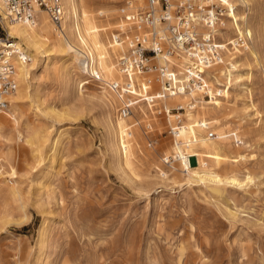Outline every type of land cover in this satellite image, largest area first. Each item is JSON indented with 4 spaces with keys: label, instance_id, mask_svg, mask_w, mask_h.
I'll use <instances>...</instances> for the list:
<instances>
[{
    "label": "rangeland",
    "instance_id": "rangeland-1",
    "mask_svg": "<svg viewBox=\"0 0 264 264\" xmlns=\"http://www.w3.org/2000/svg\"><path fill=\"white\" fill-rule=\"evenodd\" d=\"M131 1L80 5L110 47L120 27L137 23L124 15ZM232 1L236 10L224 19L239 17L251 39L244 50L223 48L224 64L207 77L209 101L190 99L178 128L195 132L188 165L197 178L168 166L172 116L141 106L120 118L115 101L107 120L110 89L96 51L87 64L58 48L41 55L24 46V96L0 113V264H264V0H246L245 9ZM232 29L220 32L223 45L242 35ZM227 57L241 79L224 84L215 69L228 72ZM129 118L122 146L114 123ZM204 172L243 184L216 189Z\"/></svg>",
    "mask_w": 264,
    "mask_h": 264
},
{
    "label": "built area",
    "instance_id": "built-area-1",
    "mask_svg": "<svg viewBox=\"0 0 264 264\" xmlns=\"http://www.w3.org/2000/svg\"><path fill=\"white\" fill-rule=\"evenodd\" d=\"M10 22H32L35 10L47 14L50 22L60 26L63 17L61 0H0ZM145 7L138 9L135 20L142 32L136 28L116 32V37L129 47L126 57L119 59L121 73L127 78L123 85L116 83L109 87L118 97L116 114L120 118L131 117L139 107H143L155 118L173 117V127L167 131L171 137L178 132L184 122L185 108L166 109L162 100L188 90L202 91V98L209 101L206 93L207 82L205 71L222 66L223 48L225 52L244 50L248 38L245 34L222 44L219 34L223 31L222 20L235 11L232 0H143ZM206 27L202 32L199 23ZM214 27V29H213ZM0 32V110L8 107L7 98L15 90L14 49L2 28ZM6 46V47H5ZM182 53L177 56V53ZM164 56L165 63L158 65L156 59ZM20 57V56H19ZM169 58V60H167ZM177 58L178 64L172 61ZM180 59H184L181 63ZM151 75L161 86L160 91L153 93L140 84L132 82V76ZM107 87V88H108ZM141 90L143 95L137 94ZM114 93V94H115ZM209 131V130H208ZM208 139H214L215 133L209 131ZM149 145H152L150 142ZM1 180V178H0Z\"/></svg>",
    "mask_w": 264,
    "mask_h": 264
},
{
    "label": "bare ground",
    "instance_id": "bare-ground-1",
    "mask_svg": "<svg viewBox=\"0 0 264 264\" xmlns=\"http://www.w3.org/2000/svg\"><path fill=\"white\" fill-rule=\"evenodd\" d=\"M239 1L241 3V8L245 9L246 5H248L246 0ZM61 4L63 9V17L60 26H56L52 22H50L47 14L40 10H35L34 19L32 22H10L6 16L5 8L2 2L0 1V22L3 25V28L8 38L10 40H13L10 42L11 45L9 47L14 49V53H17V55H14L12 57V62L15 65V90L7 98L9 103L8 107L4 111L0 110V113H11L12 105H14L17 100L24 96L26 80L25 64L31 60L26 54L24 46L31 48L32 50L38 52L41 55L47 53L48 50L58 48L60 50H64L68 53L69 56H72L78 61L84 60L87 64H90L92 62L94 51H96L98 53L97 62L98 69L101 74L102 83H105L107 87H111L110 85L113 83L123 85L127 81V78L120 71L119 59L122 57H126V53H129V47L124 44L121 39L118 38L112 40L113 44L109 47L110 44L108 45L105 43V41H103V38L100 33L98 34L96 26L87 18L84 10L81 9L80 0H61ZM127 6L128 8L126 9V11H124V15L132 18L133 20L138 9H143L145 7V2L143 0H132L131 2H127ZM231 18H233V20H222L226 21V23L224 24L223 31L228 33V31L233 30L232 28H235L240 33L238 25L236 23V21H238L237 18L239 17L235 18L233 15ZM241 20L243 21V25L244 23L245 25L247 24V20L245 17H242ZM133 25H135V27H133ZM129 26L131 27L130 29L136 28L138 32L143 31V27L138 23L129 24ZM204 26L206 27L203 22L199 23V27L202 32L206 31ZM120 29L123 30L122 27H120ZM107 30H105L104 32L107 33ZM248 30H246L245 36L250 40L251 38L249 35V31L251 29L249 31ZM220 35L223 34L220 33ZM181 54L178 52L176 57L180 56L182 58ZM115 57H118V62L116 63L117 65L113 62V60H115ZM227 58L229 59L231 67L228 72L222 71L221 69H215L217 71L215 77L217 79L222 78L224 80L222 81L224 84L237 82V80L241 79L240 76L234 75L236 73L235 69L239 67L237 66V61L235 62L234 59H230L231 57ZM225 59L226 58H224V61ZM167 60H169V58H167ZM180 60L181 63L184 62V59ZM155 61L158 65H162L163 63H165V58L164 56H160ZM172 61L178 64L177 58H173ZM210 71L211 70L205 71V82H207V84V77L211 74ZM131 81L137 82L140 85L150 83L152 84V86H154L155 91L159 89V84L154 81L153 77L150 74L145 76H132ZM107 92L108 95L105 101L107 108L106 118L110 122L111 109L113 110L114 106L113 102L116 101V103H118V97L117 94L111 90ZM206 93L208 94V87ZM197 95H202V91L188 90V93L182 92L172 97H165L163 103L166 108L171 104L182 105L183 108L188 111L192 109L188 101L190 99H193L195 101L194 98H196ZM137 110H140V107ZM189 114L190 113H188L187 117H189ZM0 118L4 119L5 116H0ZM134 124V119L132 118H129L127 120L116 121L114 123V131L116 137L120 141L122 146H124V141H126L127 135L131 127L134 126ZM194 124H198V122H194ZM171 138L172 139L170 144V152L172 156H169V158L172 163L168 164V166H173V173H187L190 175H194V177L197 178L198 174L192 173L188 165V159L196 156V154H193L191 150L193 144L195 143V141H197V138H195L194 130H188L185 128L179 129L178 132L174 135V137ZM184 149H186V151ZM213 155L215 160L218 161L217 152H214ZM198 163L200 165L199 159ZM201 177H203V179L205 180H208V182L213 183L214 186L217 187L216 189H219L218 185H220V183L222 182L225 185H232L236 187H239L243 184V182H240L235 174H227L223 176L217 172H204ZM245 180H250L249 175L246 176Z\"/></svg>",
    "mask_w": 264,
    "mask_h": 264
}]
</instances>
